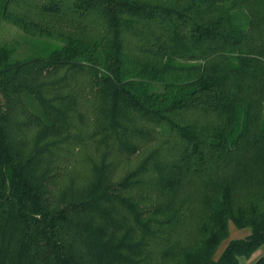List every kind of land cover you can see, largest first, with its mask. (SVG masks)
<instances>
[{
	"label": "trees",
	"instance_id": "trees-1",
	"mask_svg": "<svg viewBox=\"0 0 264 264\" xmlns=\"http://www.w3.org/2000/svg\"><path fill=\"white\" fill-rule=\"evenodd\" d=\"M2 20L57 45H0V264L264 245V0H0ZM230 223L249 233L215 257Z\"/></svg>",
	"mask_w": 264,
	"mask_h": 264
},
{
	"label": "rangeland",
	"instance_id": "rangeland-1",
	"mask_svg": "<svg viewBox=\"0 0 264 264\" xmlns=\"http://www.w3.org/2000/svg\"><path fill=\"white\" fill-rule=\"evenodd\" d=\"M188 0H164L169 4L182 5ZM0 45L4 46L9 51L11 60L23 59L31 56H44L57 44L56 43H44L33 42L24 33L14 25L7 23L6 21H0ZM249 233V228H237L233 224L229 225V236L223 240L218 246L215 257H218L228 241L234 238H242ZM264 255V245L260 247L252 256L248 259H242L243 264H253L254 261L260 256Z\"/></svg>",
	"mask_w": 264,
	"mask_h": 264
}]
</instances>
